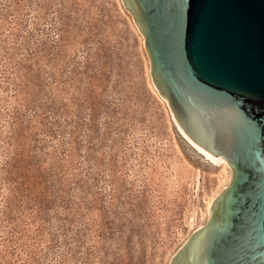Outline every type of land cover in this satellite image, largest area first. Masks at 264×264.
<instances>
[{
    "label": "rangeland",
    "instance_id": "1",
    "mask_svg": "<svg viewBox=\"0 0 264 264\" xmlns=\"http://www.w3.org/2000/svg\"><path fill=\"white\" fill-rule=\"evenodd\" d=\"M149 68L121 0H0V264H169L206 223L230 171Z\"/></svg>",
    "mask_w": 264,
    "mask_h": 264
},
{
    "label": "water",
    "instance_id": "2",
    "mask_svg": "<svg viewBox=\"0 0 264 264\" xmlns=\"http://www.w3.org/2000/svg\"><path fill=\"white\" fill-rule=\"evenodd\" d=\"M154 89L230 180L169 264H264V0H121Z\"/></svg>",
    "mask_w": 264,
    "mask_h": 264
},
{
    "label": "bare ground",
    "instance_id": "3",
    "mask_svg": "<svg viewBox=\"0 0 264 264\" xmlns=\"http://www.w3.org/2000/svg\"><path fill=\"white\" fill-rule=\"evenodd\" d=\"M174 121V119H173ZM178 131L181 133L182 137L194 148L196 149L200 154L204 155L206 158H208L209 160H211L212 162L214 163H220L222 165H224V163H221L219 161H217L216 159H214L213 157H211L210 155H208L207 153H205L204 151H202L201 149H199L195 144H193L186 136L185 134L182 132V130L180 129V127L178 126V124L174 121ZM210 208V203H209V206H208V209L209 210Z\"/></svg>",
    "mask_w": 264,
    "mask_h": 264
},
{
    "label": "trees",
    "instance_id": "4",
    "mask_svg": "<svg viewBox=\"0 0 264 264\" xmlns=\"http://www.w3.org/2000/svg\"><path fill=\"white\" fill-rule=\"evenodd\" d=\"M88 68V67H87ZM88 109H89V111H90V117H91V119H94V116H95V107L94 106H92L90 103H88Z\"/></svg>",
    "mask_w": 264,
    "mask_h": 264
}]
</instances>
